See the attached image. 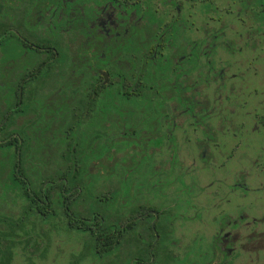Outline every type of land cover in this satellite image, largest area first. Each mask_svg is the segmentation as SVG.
Listing matches in <instances>:
<instances>
[{
  "label": "flooded vegetation",
  "instance_id": "1",
  "mask_svg": "<svg viewBox=\"0 0 264 264\" xmlns=\"http://www.w3.org/2000/svg\"><path fill=\"white\" fill-rule=\"evenodd\" d=\"M260 127L264 0H0V264H264Z\"/></svg>",
  "mask_w": 264,
  "mask_h": 264
},
{
  "label": "rangeland",
  "instance_id": "2",
  "mask_svg": "<svg viewBox=\"0 0 264 264\" xmlns=\"http://www.w3.org/2000/svg\"><path fill=\"white\" fill-rule=\"evenodd\" d=\"M263 136H264V129L262 127H260V131H258L254 134V137L249 144L255 145L256 149H257V147H261L262 145H264ZM261 178L263 179L264 175ZM258 180H260L259 177H258ZM55 225H56V223H54V222H51L49 224V232H50L49 248L50 249H49V257H48L49 262H48V264H59L60 256H59L58 250L60 247L70 248V250L67 252H71L72 248L77 247V241L76 240H68L67 239L68 243H69V241H72L68 244L70 246H68V245L66 246L65 244L63 245L62 236L58 235V230L56 227L57 225L56 226ZM39 228L40 227H37L35 230L40 231ZM60 237H61V239H60ZM64 252L67 253L66 251H64ZM19 254H18V256H16L13 263L14 264H25L24 256L21 253H19ZM38 263H39V261H38Z\"/></svg>",
  "mask_w": 264,
  "mask_h": 264
},
{
  "label": "trees",
  "instance_id": "3",
  "mask_svg": "<svg viewBox=\"0 0 264 264\" xmlns=\"http://www.w3.org/2000/svg\"><path fill=\"white\" fill-rule=\"evenodd\" d=\"M41 183H42V181H41V176L40 175L37 176V177H34L33 184H39L40 185ZM20 186H23V194H24V196H26L27 198H29V193L26 191V187H27L26 181L24 179H19L18 178V180H17V188L19 189ZM33 193H34V195L37 194V198L35 197L34 198V201L36 199H40L41 198V187L38 188V189H33ZM33 206H35V205H33ZM38 208H40V206H38ZM21 215H25V213H24V207L22 208Z\"/></svg>",
  "mask_w": 264,
  "mask_h": 264
}]
</instances>
